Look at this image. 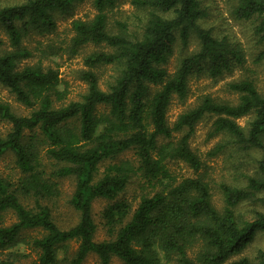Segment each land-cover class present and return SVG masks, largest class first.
<instances>
[{
	"label": "trees",
	"instance_id": "16d2710c",
	"mask_svg": "<svg viewBox=\"0 0 264 264\" xmlns=\"http://www.w3.org/2000/svg\"><path fill=\"white\" fill-rule=\"evenodd\" d=\"M81 1L24 0L0 7V27L10 46L0 49V85L31 109L28 115H18L0 101V120L10 124L7 134L0 137V157L11 151L16 167L28 173L16 187L0 177V211L11 210L16 217L12 224L0 226V250L26 244L36 254L35 259L22 262L25 254L10 252L0 258V264H63L58 252L66 254L70 241L78 245L64 264H82L89 253L101 264H109L112 257L123 264H162L163 258L178 264H264V249L258 250L253 260H231L258 232H264L263 212L254 210L248 219L237 212L244 202L264 204V197H258L264 192V89L259 90L251 79H236L227 83V88L238 94L236 103L205 95L171 125L167 120L171 100L187 96L192 74L207 71L217 78L231 72L242 63L240 52L225 36L219 37L200 24L207 16L200 0H132L135 6L148 10L141 33L132 37L107 27L106 10L116 0H92L96 9L93 18L72 21L70 50L76 52L91 43L110 51H94L84 58L90 68L82 72L85 94L78 101L55 107L64 96L59 90L58 71L39 64L20 67L31 55L22 41L32 34L51 32L56 26L55 14H67ZM232 13L236 19H259L254 31L259 41H264V0H236ZM192 36L197 39V48L183 54L177 69L167 75L161 65L175 42L179 39L186 48ZM254 60L264 62V49ZM107 64H119L121 69L107 90H102L91 68ZM150 84L160 87L152 90ZM99 106L107 111H99ZM248 115L250 120L241 127L236 120ZM206 116L214 117L212 133H223L228 139L209 155L228 144L260 153L255 172L245 177L244 186L219 184L221 210L213 205L210 188L201 177L175 182L164 162L180 159L195 171L201 168L202 162L188 141L195 124ZM184 129L175 143H160V139L170 140L174 132ZM41 144H46V155L57 164L51 174L75 178L69 203L79 218L68 229L59 228L50 209L39 202L40 197L54 193L53 186L36 171ZM127 150H133L138 158L136 169L115 163L95 178L102 161ZM137 172L161 188L142 195L132 210L130 203L118 197ZM19 190L34 197L33 208L21 203ZM98 198L108 202L101 215L111 238L102 241L94 240L92 203ZM28 230H39L41 235L26 239L23 234Z\"/></svg>",
	"mask_w": 264,
	"mask_h": 264
},
{
	"label": "rangeland",
	"instance_id": "374dc122",
	"mask_svg": "<svg viewBox=\"0 0 264 264\" xmlns=\"http://www.w3.org/2000/svg\"><path fill=\"white\" fill-rule=\"evenodd\" d=\"M24 0H0V7L23 2ZM236 0H200L207 16L200 20L203 27L211 28L219 36H225L229 43L234 46L242 56V63L235 65L231 72H223L217 78H212L207 71L199 74L194 73L188 80V93L184 99L174 97L167 111V120L171 125L179 114L194 107L203 96L209 95L218 101L236 103L238 94L227 88V83L240 78L251 79L259 90L264 89V62H255L256 55L264 49V41H259L254 28L259 19H236L232 13ZM96 14L92 0H83L73 5L67 14H55V28L45 34H32L25 37L22 45L27 48L31 55L21 61L20 67L24 65L39 64L43 68L56 69L59 74V90L64 93L63 99L54 104L55 107L78 101L87 90V84L82 78V72L90 70L84 64V58L94 51H110L103 45L86 44L76 52H71L70 44L74 31L72 21L76 19L89 20ZM107 27L113 33H123L129 37L139 35L148 18V10L139 8L132 3V0H116L112 8L106 10ZM171 14H164L170 16ZM0 49H9V41L6 34L0 27ZM197 48V39L192 36L188 46L182 48L178 39L171 55L161 66L166 70L167 75H171L178 67L181 56L187 52H192ZM119 64L100 65L91 70L97 76L98 86L102 90H107L116 76L120 72ZM152 90H156L160 85L150 84ZM0 101L10 105L11 109L18 115H28L31 111L15 100L9 90L0 85ZM99 111H107L106 107L99 106ZM251 116L238 118L236 122L245 127ZM213 116H206L195 124L193 132L189 137V147L194 151L202 162L201 168L193 170L188 164L180 159H166L164 162L170 174L175 178V182L186 177H201L209 186L213 205L221 210L223 207L222 194L218 188L219 184L226 183L235 186H244L245 177L255 172V159L260 156L258 151L238 150L232 144H228L215 155H209L218 144L228 142L223 133H212ZM10 130V124L0 120V137H4ZM184 129L174 132L170 140L160 139V143H175L184 135ZM39 165L36 171L41 177L53 186L54 193L50 196L39 198L41 205L47 206L51 211V216L57 226L61 229H68L74 226L79 218L78 212L70 205L69 200L75 188V178L73 176L56 177L51 173L57 167L56 162L49 158L46 153V144L39 145ZM126 163L134 169L138 166V158L133 150H127L115 158L105 159L98 165L95 178L101 177L105 167L111 164ZM28 173L21 172L15 165V157L11 151L5 152L0 157V177L14 184L16 187ZM154 183V182H153ZM159 184H150L140 176V172L131 176L125 190L119 195L118 199L126 200L133 210L142 195H151L159 190ZM17 195L23 205L27 208L34 207V197L26 195L20 190ZM259 198L264 197V192L258 194ZM107 201L102 198L95 199L92 203V216L96 224L94 234L95 241H102L111 238L102 219V210L107 205ZM257 210L264 213V204L258 201L244 202L238 206L237 212L246 219L250 218L253 211ZM16 220L11 210L0 211V226H7ZM39 230H28L23 237L40 236ZM76 241L67 244L66 254L58 252V259L65 263L64 259H69L77 248ZM264 249V232H258L254 239L246 248L231 260L247 257L251 260L257 251ZM10 252L25 254L21 258L22 262H28L36 258L35 252L26 244H20L11 248L0 250V258L6 257ZM66 256V258H65ZM82 264H101L94 253H89ZM109 264H123L117 257H112ZM162 264H178L174 259H162Z\"/></svg>",
	"mask_w": 264,
	"mask_h": 264
}]
</instances>
